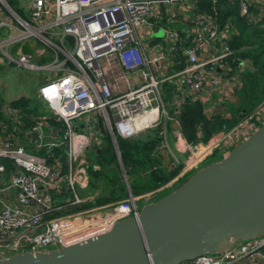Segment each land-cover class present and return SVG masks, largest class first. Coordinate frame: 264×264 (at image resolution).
Instances as JSON below:
<instances>
[{
	"label": "built area",
	"instance_id": "1",
	"mask_svg": "<svg viewBox=\"0 0 264 264\" xmlns=\"http://www.w3.org/2000/svg\"><path fill=\"white\" fill-rule=\"evenodd\" d=\"M14 1L23 17L6 0H0V63L49 73L37 86L36 95L64 129L57 141L42 142L44 116L38 117L31 131L42 155L25 150L9 137L0 138V257L81 242L131 216L139 196L45 217L83 200L76 189L87 185L84 154L91 144L98 145L100 136L74 130L81 116L86 115V125L96 130L98 120L94 122L91 116L99 117L108 134L114 132L124 139L157 126L165 137L168 121L176 147L186 157L176 177L196 169L220 145L234 147L264 125L260 123L264 120L263 96L234 124H221L205 141L188 143L181 137L176 119L181 105L198 100L209 116L206 104L212 97L226 100L236 79L228 75L227 60L234 29L229 23L218 29L204 15L193 17L196 0ZM237 1L239 15L248 22L258 21L264 14L263 7L258 14L248 13L252 2L264 6L263 0ZM166 3L173 9L164 22L160 5ZM177 19L184 28L174 26ZM153 27L162 32L155 45L150 37ZM26 42H32L28 52L17 53ZM11 46H15L14 55L8 51ZM178 49L184 64L173 70L172 58ZM32 55L39 63L31 62ZM234 63L236 71L247 65L237 58ZM162 83L170 87L169 108L161 99ZM53 148H62L63 167L59 156H53ZM6 161L12 169H7ZM63 191L67 197L55 203ZM8 193L9 201L5 198ZM237 241L221 252L200 254L180 264H264V234Z\"/></svg>",
	"mask_w": 264,
	"mask_h": 264
},
{
	"label": "water",
	"instance_id": "2",
	"mask_svg": "<svg viewBox=\"0 0 264 264\" xmlns=\"http://www.w3.org/2000/svg\"><path fill=\"white\" fill-rule=\"evenodd\" d=\"M32 42L17 53L28 52ZM122 169L114 137L109 133ZM90 149L98 152L93 144ZM128 196H132L127 180ZM264 234V125L222 158L130 217L84 241L58 249L0 257V264H180Z\"/></svg>",
	"mask_w": 264,
	"mask_h": 264
},
{
	"label": "trees",
	"instance_id": "3",
	"mask_svg": "<svg viewBox=\"0 0 264 264\" xmlns=\"http://www.w3.org/2000/svg\"><path fill=\"white\" fill-rule=\"evenodd\" d=\"M6 2L19 16L23 17V14L17 8L16 1L6 0ZM13 2L14 5H12ZM262 7L264 8V6L252 2L248 6V13L250 15L258 14ZM191 11L193 17L204 15L212 19L218 29L228 23L234 29L228 40L231 54L227 60L230 65L228 75H235L236 77L232 95L235 94L237 97L233 104L225 105L227 106L225 110L229 113L227 117L217 112L206 116L203 105L198 100H186L181 105L176 115L180 135L186 142L195 143L205 141L210 134L220 128L221 124H225L226 127L234 124L241 115L250 111L264 96V14L261 15L258 21L248 22L239 15L237 0H214V2L196 0ZM191 24L192 22L188 23V25ZM155 39L157 40L158 37H155ZM235 58L244 60L247 63L244 70H235ZM183 64V57L178 49L173 54L171 69H180ZM161 87H163L165 95L168 96L170 92L169 85L162 83ZM34 100L32 97H20L9 103L11 108L18 110L24 127H31L34 121L33 118H37L36 108L33 105ZM169 113H171V110H169ZM1 116L3 115L0 111ZM97 120L96 126L100 136L98 152L92 150L93 159L91 161L85 158L86 190L92 195L91 199L52 211L46 214L45 217L101 206L126 198L128 194L123 174L131 195L134 197L139 196L136 201L141 203L146 202L142 198L144 194L150 193L149 199L154 198L157 200L178 188L190 177L186 179V175L191 173L190 171L176 177L182 168L179 158L183 157L184 153L179 155L177 161H174L169 152L163 147L164 138L170 139L167 124L165 127L166 137H163L159 126L142 131L127 139L121 138L113 132L122 166V169H120L110 136L104 129L99 117ZM46 121L59 130L64 129V125L59 119L56 121L49 117ZM214 151L206 156L193 171L197 170L200 164L206 161ZM51 152L54 156H59L61 162L63 161L62 148H53ZM160 152L164 153V157L161 156ZM37 153L44 154L42 150ZM45 159L47 162H51L50 157L46 156ZM5 165L7 169H12L9 162L6 161ZM174 177L176 178L174 179Z\"/></svg>",
	"mask_w": 264,
	"mask_h": 264
},
{
	"label": "crops",
	"instance_id": "4",
	"mask_svg": "<svg viewBox=\"0 0 264 264\" xmlns=\"http://www.w3.org/2000/svg\"><path fill=\"white\" fill-rule=\"evenodd\" d=\"M263 2H264V0H263ZM256 4H257V2H256ZM174 26L176 28H180V29L184 28L182 21H180L178 19L174 23ZM0 65H3V63H0ZM45 76H47V75L44 74L39 79H37L34 90L32 91L33 94L31 97L33 99H35L36 102L37 101L42 102L36 95V88L41 83V81L44 79ZM0 95H2V97L0 96V100H1L0 111L3 115L0 117V138L1 139L3 137H9V138L13 139L16 143L21 144L25 148V150H27L29 152L37 153L40 149H36V147H35V143L37 140L35 138L34 132L31 131V128L35 125L36 120L38 119L39 116H44V120H42V125H41V132H42L41 140H42V142H55V141H57V139L60 136L63 129L59 130L57 127H54L53 125H51L50 123H48L46 121V119H48L49 117H52L56 121L58 120L57 117L52 114V112H50L48 109H47V111H44L41 109L38 110L36 108L35 114H37V116H36L37 118H33L34 121H33L32 126L31 127H24L23 122L20 120V114L18 113V110L11 108L9 106V103L13 100L20 98V97H25V98H31V97H27V95L24 94V95H21L19 97L12 98L13 96H4L5 95L4 91H1ZM215 98L212 97L211 100L208 102V104H206L208 113L212 114V113L217 112V113L223 114L227 117L229 113H227V110H225V109H227V106H225V105L226 104H228V105L233 104L237 99L236 95L235 94L232 95V93H231L229 95V97L226 98V100H221V101H218V99L217 98L215 99ZM34 104H35V102H33V105ZM42 104L45 105L44 103H42ZM77 122H78V124H77ZM167 125H168V131L170 133V135H169L170 139H167L166 130H165V137H166V138H164L165 144H166L165 149L167 150V152H169V154L172 156L174 161H177L179 155L182 154V152H180L176 147V143H175L176 138H175V135L173 134L174 130L172 128V125L171 124H167ZM75 126L83 129L84 131L86 130L88 132H89V128H91V127H88V125H86V122L84 120L81 121L79 119L76 120ZM94 127L95 126H93V129L91 128L93 130L92 132H94V130H95L96 134H98L99 133L98 129L96 130V128H94ZM165 127H166V125H165ZM82 133H84V132H82ZM92 134H95V133H92ZM91 145H93V144H91ZM90 146H89L88 150H93V149H90ZM96 146L98 147V145H96ZM183 157L179 158L181 163L184 161ZM54 159H52L53 162H54ZM64 162H65V158L63 156V161H62L61 167H63ZM2 176L5 178L6 174H4ZM76 192L83 199L82 202L85 200L91 199L92 195H90L88 193V190H86V187L85 188H77ZM66 197H67V193L65 191H63L59 196H56L54 201H55V203L58 204L59 202H61ZM5 198L9 201L11 199V194L10 193L6 194ZM107 204H109V203H107ZM95 207H98V206H95Z\"/></svg>",
	"mask_w": 264,
	"mask_h": 264
},
{
	"label": "rangeland",
	"instance_id": "5",
	"mask_svg": "<svg viewBox=\"0 0 264 264\" xmlns=\"http://www.w3.org/2000/svg\"><path fill=\"white\" fill-rule=\"evenodd\" d=\"M15 3L13 2L12 5H14ZM173 7H171L170 4L166 3L164 5H160V11H161V15H162V18L163 20L162 21H166L165 19L167 17H169L170 15V10H172ZM162 35V32H161V29L158 28V27H153V30L152 32L150 33V37L152 39L151 41V44L155 45L156 43V39L155 37H160ZM14 49H15V46H11L8 51L11 55H14ZM43 58H46L45 56H43ZM31 62L33 63H39L37 61V58L32 55V57L30 58ZM43 60L40 61V63H42ZM48 75L49 73L48 72H42V71H31V70H26V69H22V68H19V67H16L14 66L13 64H6V63H3V65H0V92L1 91H4V96H13L12 98H16V97H19L21 95H27V97H31L32 94H33V90H34V87L36 85V81L37 79H39L42 75ZM2 97V95H0ZM161 99L163 101V103L168 106L169 108V105L170 102H171V98L170 96H166L165 95V92L163 91V87H162V92H161ZM35 104H34V107L37 108L38 110H44V111H47V106L46 105H43L42 103L43 102H36L34 100ZM90 114H88L89 116ZM85 116L86 115H83L79 118V120H84L85 121ZM93 118V121L96 122L97 121V116H91ZM260 123H264V120H260ZM74 124V123H73ZM167 124H169V122L167 121ZM77 126V125H76ZM74 125V130L77 132H84V133H87L88 131H84L83 129L81 128H78ZM262 126V125H261ZM93 129V126L91 127ZM89 128V132L91 133H95L96 134V131L94 130V132H92L93 130ZM99 134V133H98ZM233 146H230V147H225L224 145H220L217 149H215L214 153L206 160L204 161L202 164H200V166L198 167V169L200 167H202L203 165L209 163L210 161H216V160H219L220 158L223 157V155L228 152L230 149H232ZM171 150V149H170ZM35 153V152H34ZM161 156L164 157V153L160 152ZM85 158L88 160H92L93 159V152L92 150H88L85 152L84 154ZM178 157V156H177ZM184 158V157H183ZM182 158V159H183ZM186 158V157H185ZM184 158V159H185ZM194 170V169H193ZM191 170L188 175H186V179L191 176L195 171ZM77 190V189H76ZM150 193H146L144 194V200L146 202H151V201H154L155 199L154 198H151L149 199L150 197ZM143 200V201H144ZM146 202H139V201H135V204L137 206V208L139 209L144 203ZM238 242V241H236ZM51 247V246H50Z\"/></svg>",
	"mask_w": 264,
	"mask_h": 264
},
{
	"label": "bare ground",
	"instance_id": "6",
	"mask_svg": "<svg viewBox=\"0 0 264 264\" xmlns=\"http://www.w3.org/2000/svg\"><path fill=\"white\" fill-rule=\"evenodd\" d=\"M130 53H132L133 54V51L131 50V52Z\"/></svg>",
	"mask_w": 264,
	"mask_h": 264
}]
</instances>
